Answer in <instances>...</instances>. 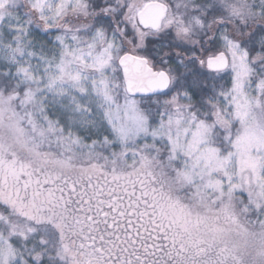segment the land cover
I'll return each mask as SVG.
<instances>
[{
  "label": "snow or ice",
  "instance_id": "6c2138e0",
  "mask_svg": "<svg viewBox=\"0 0 264 264\" xmlns=\"http://www.w3.org/2000/svg\"><path fill=\"white\" fill-rule=\"evenodd\" d=\"M0 264H264V0H0Z\"/></svg>",
  "mask_w": 264,
  "mask_h": 264
}]
</instances>
